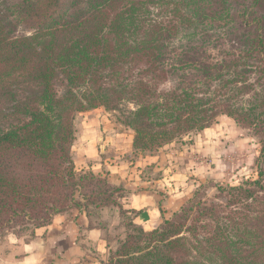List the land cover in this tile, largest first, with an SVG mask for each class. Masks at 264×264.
Instances as JSON below:
<instances>
[{"label": "trees", "instance_id": "trees-1", "mask_svg": "<svg viewBox=\"0 0 264 264\" xmlns=\"http://www.w3.org/2000/svg\"><path fill=\"white\" fill-rule=\"evenodd\" d=\"M162 1L0 0V94L15 120L0 127V235L71 207L119 204V187L74 171V115L89 108L133 105L123 122L144 152L225 115L262 135L264 158V0H166L164 26L153 17ZM218 40L240 49L227 52L235 58L212 60ZM28 82L36 92L16 98L11 87ZM262 179L229 187V209L191 198L156 228L136 227L102 264H264V194L249 187L264 189Z\"/></svg>", "mask_w": 264, "mask_h": 264}, {"label": "rangeland", "instance_id": "rangeland-1", "mask_svg": "<svg viewBox=\"0 0 264 264\" xmlns=\"http://www.w3.org/2000/svg\"><path fill=\"white\" fill-rule=\"evenodd\" d=\"M61 1L63 2V0ZM171 9L172 6L167 4L166 0H163L162 5L157 6L156 9L153 8V17L157 18L162 26L168 25V21L171 20L168 19L170 16L169 11L172 13ZM170 18H172V16H170ZM175 18H178L177 14ZM173 20L172 23L178 22L175 19ZM207 48V54L211 55L212 60L235 58L231 54H227V52L238 53L240 51V49H235L227 40H218V42L207 46ZM254 57L256 56H250L249 58L242 56V59H245L250 65H255L258 60ZM260 75L261 74L257 71H252L248 73L247 77L250 82H253L254 86H257V79ZM53 87L57 95L63 94L65 91V80L62 75L58 74L56 76ZM164 87H167V85H162V88ZM11 89L16 95V98H21L32 95L38 88L35 84L28 82L18 85L14 84ZM7 95V93L4 95L0 94V127H5L8 121L10 123L15 122L12 117H6L7 113L11 111V105L13 103L11 98ZM241 97L243 99L250 98L249 95H241ZM243 103L246 104V102ZM132 107L133 105L131 104H125L122 106V111H113L99 106L76 112L74 115L75 132L71 155L75 174H93L97 177L106 179L112 187H119V189L114 190L112 194V198L117 201V204L119 203L118 205H114V213L111 214L108 209L104 211L105 216H108V219H110V226L108 228H111V230H109V235H111V237L109 238H111L110 244L114 249L119 245V240L116 241L118 236L125 237L128 232L137 233L135 232V228L142 226L134 221L136 216L135 211L123 206L127 204V188L120 183L115 184V182L112 181L111 175H109L110 172H108L109 166H112V169L115 165L116 168L122 166L123 169H125L127 165L128 169L126 173L129 175H135L138 171L137 167L142 166V174L146 178H138V180H136L138 189H151L152 187L149 183L143 184L142 182L156 180V178L164 179L171 174V170L173 171L172 175L181 174L185 176L186 181L180 182H185L188 185L187 189L189 190L190 187L191 189L184 200L180 202L178 209L175 210L176 212L179 211L183 205L185 206L187 201L191 198L200 200L208 206L227 207L231 196L228 192L229 187L241 184L247 185V181H253L259 178L260 180L262 179L258 174L259 169L264 171V158H261L262 135L255 132L252 128L242 126L233 118L223 115L218 116L208 127L199 131H191L181 137H177L151 152L140 151L133 147L130 151L127 149V143L129 144V136L133 138V130L125 125L123 117L128 114V110ZM89 121L95 122L96 124L91 123L88 125ZM85 124L86 126H84ZM98 130L102 131V137L107 135L113 139L110 138L104 147L100 145L102 144L100 140L99 144L97 143L95 147L98 151L96 154L97 158L91 159L89 162V165L95 167L94 170L91 167L81 169L79 168L80 163L78 162L76 164L74 161V155L76 153H78L79 157H82L84 153L80 146L81 143L78 144L79 135L81 136L79 138L81 141L83 136L86 137L87 141H93L97 139ZM117 132L119 134H117ZM104 160L106 163H104ZM131 160L134 163L129 167V161ZM136 163L138 164L137 167ZM115 172L116 171H114V173ZM139 176L141 177V175ZM173 180L176 181L175 183L178 182L177 179ZM261 183H264V179H262ZM183 185L185 184H180L178 187L174 185V193L177 191L181 193L184 189ZM167 186L169 185L167 184ZM249 187L258 191L256 192L258 196L264 194V189H260L257 185H251ZM160 192L164 194V196H169L171 194L170 190L167 189H160ZM260 200L263 201L264 196H262V198L260 197ZM100 209L101 207H95L90 204L88 208H82L80 210L76 207H71L59 214L72 217L73 212L84 211L89 215L91 222L98 223L99 217L96 218V216L101 215L99 212ZM227 209H229V207H227ZM87 211H89V213ZM170 215H164L162 221ZM38 227H35L31 223H16L9 227H5L0 235V264H5L11 257L10 254L13 243H16L17 240L26 241L30 239L35 229ZM100 227L105 228L103 225ZM144 230L148 231L146 229ZM107 231L105 230V233H108ZM113 236H115V238ZM110 255L111 252L109 256Z\"/></svg>", "mask_w": 264, "mask_h": 264}, {"label": "crops", "instance_id": "crops-1", "mask_svg": "<svg viewBox=\"0 0 264 264\" xmlns=\"http://www.w3.org/2000/svg\"><path fill=\"white\" fill-rule=\"evenodd\" d=\"M91 123L96 124L95 122L89 121L88 125ZM84 126H86V124ZM97 134V139L93 141H87L84 136L81 141V139H79L81 136L79 135L78 144L81 143L80 146L84 153L82 157H79L78 153H76L74 155V161L76 164L78 162L80 163L79 168L81 169L91 167L94 170L95 167L89 165V162L91 159L97 158L96 154L98 151L96 150L97 148H95L97 143L99 144L100 140L102 142L100 145L104 147L106 142L112 138L107 135L102 137L103 133L100 130H98ZM117 134L119 133L117 132ZM132 147V136H129L127 149L131 151ZM104 163H106L105 160ZM133 163L132 160L129 161V167ZM137 166L138 164L136 167ZM127 169V165L125 169H123L122 166L116 168L115 165L113 169L112 166H109L108 172H110L109 175H111V179L115 184L120 183L127 188V204L123 206L135 211L136 216L134 221L146 230L156 227L160 224L164 215L168 216L178 209L180 202L183 201L185 196L190 192L191 187L188 190V185L185 182H180L186 181L185 176L181 174L172 175V170L171 174L164 179L156 178V180L142 182L143 184L149 183L152 187L151 189H138L136 180H138V178H146L142 174V166L137 167L138 173L136 172L135 175L127 174ZM114 171L116 172L114 173ZM138 174L141 175V177ZM173 179H177L180 183H175L176 181ZM167 184L169 186H167ZM180 184H185L183 185L184 189L181 193L178 191L174 193V185L178 187ZM160 189L170 190L171 194L169 196H164V194L160 192ZM114 207V204L102 206L99 210L101 215L96 216V218L99 217L98 223L91 222L89 215L84 211L73 212L72 217L60 214L55 215L50 224L36 228L30 239L26 241L17 240L16 243H13L10 254L11 257L5 264L105 263L110 252L114 250V247L110 244L111 238H109L111 237V235H109V230H111V228H108L110 226V219H108V216H105L104 211L108 209L112 214L114 213ZM100 224L105 228L100 227L102 226ZM105 230H108V233H105ZM113 237L115 238V236ZM123 238L124 236H118L116 241L122 240Z\"/></svg>", "mask_w": 264, "mask_h": 264}]
</instances>
